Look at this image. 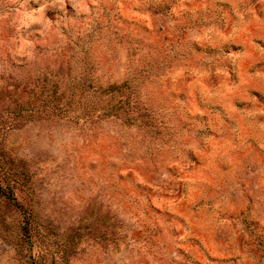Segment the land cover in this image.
<instances>
[{"label":"rangeland","instance_id":"rangeland-1","mask_svg":"<svg viewBox=\"0 0 264 264\" xmlns=\"http://www.w3.org/2000/svg\"><path fill=\"white\" fill-rule=\"evenodd\" d=\"M0 264H264V0H0Z\"/></svg>","mask_w":264,"mask_h":264}]
</instances>
